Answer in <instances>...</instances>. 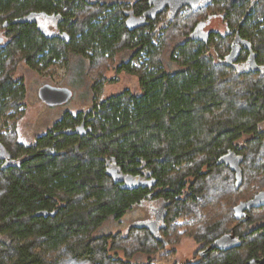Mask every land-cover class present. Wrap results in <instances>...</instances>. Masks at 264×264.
I'll list each match as a JSON object with an SVG mask.
<instances>
[{
  "label": "trees",
  "instance_id": "1",
  "mask_svg": "<svg viewBox=\"0 0 264 264\" xmlns=\"http://www.w3.org/2000/svg\"><path fill=\"white\" fill-rule=\"evenodd\" d=\"M153 1L0 0V24L12 32L0 48V115L22 108L25 86L8 69L21 59L41 70L40 62L45 68L58 61L69 66L76 54L94 66L124 45L133 53L121 68L138 75L143 89L68 113L34 144L19 141L17 127L13 139H0V234L8 236L0 241V264H61L65 257L115 263L109 241L112 248L137 244L150 254L171 245L168 231L185 215H194V228L203 232L198 241L208 248L201 261L187 264H248L264 254V218L256 215L264 209V39L254 44L246 32L264 0H227L223 7L218 0H201L148 13ZM89 6L98 11L80 19L78 12ZM32 12L55 15L66 34L47 35L22 21ZM213 16H221L231 32L205 28L209 34L201 38L202 24ZM160 33L177 44L172 60L181 64L179 70L165 71L160 59L152 65L161 51L154 40ZM239 35L247 43L245 56ZM218 37L216 57L208 49ZM135 57L144 59L140 67L133 65ZM241 61L247 62L244 71L237 67ZM236 166L242 172L238 188ZM252 174L262 188L236 197ZM219 175L224 187L213 195L208 180ZM145 201H160V225L133 224L126 235L94 237L107 220L120 221ZM212 211L230 215L235 225L223 230L208 216ZM231 233L238 241L211 248ZM63 248L66 253H60ZM48 253L63 256L54 261Z\"/></svg>",
  "mask_w": 264,
  "mask_h": 264
},
{
  "label": "rangeland",
  "instance_id": "2",
  "mask_svg": "<svg viewBox=\"0 0 264 264\" xmlns=\"http://www.w3.org/2000/svg\"><path fill=\"white\" fill-rule=\"evenodd\" d=\"M89 1H108L116 2L119 0H89ZM125 2H130L132 0H123ZM218 5L225 6L227 5V0H218ZM189 9H184L183 12L187 14ZM220 10H223L220 8ZM95 7L89 6L85 9H82L78 12L80 19L84 17H89L91 14L96 13ZM236 15V14H235ZM234 15V16H235ZM101 16H104L103 14ZM241 17L239 14L237 18ZM233 18V17H232ZM165 19V18H163ZM222 20V22H221ZM234 21V20H233ZM162 22V20H161ZM161 24V23H159ZM204 28H216L221 29L226 32L225 22L221 17L214 19L211 23H203ZM2 24H0V27ZM246 32L249 38L251 37L254 44L261 42L264 37V7L257 13V15L247 24ZM162 33V32H161ZM157 34L154 37L156 43L161 47V51L153 59L152 65L156 62L162 61V67L165 71L172 72L179 70L181 64L172 60L173 48L177 46L175 42L171 39L170 42L165 41L161 37L163 34ZM203 38L208 36V32L204 31L201 35ZM221 42L219 37L217 40H214L211 47L208 51L212 54H215L217 51L216 46ZM120 44L117 45V47ZM220 47V53H225ZM132 49L128 47L121 46L118 49V52L115 53L111 58H100L98 62L96 60L94 66L90 64V60L87 58L81 57L80 55L72 56L71 63L68 66L62 61L53 62L56 65H50L49 67H44V63L40 62L41 70H36L32 68L30 63L21 59L17 62H9L8 69L12 70L15 78L20 79L24 86L25 92L21 99L22 108L20 110H14L15 108L9 107L2 115H0V139L4 142H8L11 138L15 136V127L17 118L22 117L21 125L19 126L20 132L19 139L23 143H33L41 135L48 132L54 124L62 119L68 113L75 114L82 110L90 109L95 103H98L103 98H107L112 95L123 93L129 91L131 95L140 94L143 89L140 83L139 76L133 73H130L123 68L121 64L123 61L129 59L132 56ZM226 54V53H225ZM216 57H218L216 55ZM221 57V56H220ZM160 59V60H159ZM143 60L139 57H135L132 60L134 66L140 67L143 64ZM219 61V58H218ZM246 67V66H245ZM245 67H243L245 69ZM230 75L229 81H233L234 72L230 69L228 71ZM255 74V73H254ZM256 77H260L256 72ZM46 83H50L56 86H66L69 87L73 94L71 98L61 104L49 105L45 103L39 97V88ZM100 84V85H99ZM14 114V116H12ZM22 115V116H21ZM24 123V124H23ZM19 132V133H20ZM12 144V143H8ZM12 146V145H11ZM264 160V158H263ZM183 165V164H181ZM222 173V171H221ZM261 175V174H260ZM224 175H219L208 180V189L211 190V193L219 194L220 189L223 188V184L218 182V180ZM261 177V176H260ZM258 180L257 175L247 176L246 184L243 188V191L240 195L236 197H246L250 195V191L253 188H262L259 184H256ZM264 180V176H263ZM228 186L227 184L225 187ZM256 188V189H257ZM255 189V190H256ZM160 201H145L141 205H136L133 210H131L126 217L118 221L110 218L107 220L99 229L94 232V237L97 238L101 235H107L110 233L126 235L127 230L133 224H144V223H154L160 225L162 221L160 220L161 214L158 213L155 207L158 206ZM209 202H203L202 207L205 209V204ZM152 208L154 210H152ZM214 211L208 213L212 215ZM257 218H264V209L257 211ZM215 219L214 222L223 227V230L227 229L228 226L235 225V220L230 217V215L225 212L222 215H212ZM216 216V217H215ZM194 215H185L179 217L175 222L173 233L168 231L167 238L170 239L171 245L167 246L164 249L157 248L152 253L145 252L141 248H136L131 246H118L112 248L115 244L113 241H109V256L110 260L113 259L115 263L106 264H119L117 260H130L133 263L137 264H187L190 261L198 262L201 261L203 257L201 252L207 247L204 246L202 241H198V236L202 234L200 230L194 228ZM237 225V224H236ZM254 225H249L248 227H253ZM242 231L245 230V226L240 228ZM239 229V232L242 233ZM249 228L248 230H250ZM223 232V231H222ZM173 238L171 239V237ZM229 237L230 243L235 242L234 234L227 235ZM8 236L0 234V241L7 240ZM238 238V237H237ZM229 244V243H228ZM123 245V244H122ZM120 247V248H119ZM126 247L128 248V253L125 251ZM60 253H66V250L63 248ZM58 254L56 256L52 253H48V257H51L54 261L60 259L63 254ZM207 254V253H206ZM205 254V255H206ZM213 255H217L213 253ZM264 256V254L262 255ZM61 264H82L77 263L72 260L71 257H65L62 259Z\"/></svg>",
  "mask_w": 264,
  "mask_h": 264
},
{
  "label": "water",
  "instance_id": "3",
  "mask_svg": "<svg viewBox=\"0 0 264 264\" xmlns=\"http://www.w3.org/2000/svg\"><path fill=\"white\" fill-rule=\"evenodd\" d=\"M201 0H154V6L148 11V13L150 12H156V11H161L162 9H164L167 5H170V7L172 9L177 10L179 8H182L185 5H193V4H197L200 3ZM34 15H37L35 13H30L27 16L24 17V19L22 21H30L33 22L34 19ZM133 20V19H132ZM129 22H131V19L128 20V24ZM196 36H200V34L196 31L194 33ZM203 38V37H201ZM254 66L252 63H250V68ZM73 92L69 87L66 86H56L50 83H46L43 86H41L39 88V96L40 98L46 102L49 105H56V104H61L64 103L66 101H68L71 96H72ZM80 129H82V125L76 128V131H79ZM70 132V131H68ZM1 146V145H0ZM236 172H237V180H239V182L237 183V188L240 186V181L242 178V172L240 167L235 168ZM150 184L154 185L156 184L155 181H151ZM245 205L242 207L244 208ZM43 214H47L48 212L44 211L41 212ZM233 240L238 241V238H234ZM229 243V244H228ZM234 242L230 243L229 241V237L225 236L223 238H221L219 241H216L211 248L214 247H228L231 244H233ZM248 264H264V257L261 258H256L253 257L251 259L248 260L247 262Z\"/></svg>",
  "mask_w": 264,
  "mask_h": 264
},
{
  "label": "flooded vegetation",
  "instance_id": "4",
  "mask_svg": "<svg viewBox=\"0 0 264 264\" xmlns=\"http://www.w3.org/2000/svg\"><path fill=\"white\" fill-rule=\"evenodd\" d=\"M170 8V7H169ZM168 8V9H169ZM34 13V12H33ZM36 14V13H35ZM218 16H213V17H211L210 19H208L209 21H208V23H211L214 19H216ZM221 17V16H220ZM221 22H222V20H221ZM33 24H35V26H36V28L38 27V28H40L45 34H47V35H51V36H58V35H60V34H66L65 33V30L64 31H62V30H60V28H59V26H60V24H59V22L57 21V17L55 16V15H53V14H50V15H34V19H33V22H32ZM223 23V22H222ZM225 28H226V32H224L223 30H221V29H219L220 30V32L223 34H227V33H230L231 32V28L229 27V26H227V24L225 23ZM214 28H209L208 30H213ZM204 30H205V28H204ZM206 31V30H205ZM12 32H11V30H10V26H6V27H4V25H2L1 27H0V48L1 47H5L10 41H11V39H12ZM209 34V33H208ZM240 36V35H239ZM239 49H240V53H242L241 54V56H245L246 55V48H247V43H246V40H245V38L244 37H239ZM248 64H250V63H248ZM246 66V67H245ZM238 69L239 70H243L244 71V68L243 67H245V69L247 68V62H245V61H241V62H239L238 63ZM60 86H62V85H60ZM40 97V96H39ZM42 100V99H41ZM46 103V102H45ZM22 116V115H21ZM22 117H20V118H18L17 119V121H16V127H17V130L20 132V130H19V126L21 125V123H22V119H21ZM24 124V123H23ZM22 133V131L19 133V134H21ZM19 141H21V140H19ZM37 142V140H35V142H33V144L34 143H36ZM19 144V143H18ZM1 152V151H0ZM1 155V154H0ZM219 241V240H218ZM212 245V244H211ZM208 248H206L205 250H207ZM205 250H203L201 253H202V255H205ZM261 257H264V256H261ZM261 257H257V258H261Z\"/></svg>",
  "mask_w": 264,
  "mask_h": 264
},
{
  "label": "crops",
  "instance_id": "5",
  "mask_svg": "<svg viewBox=\"0 0 264 264\" xmlns=\"http://www.w3.org/2000/svg\"><path fill=\"white\" fill-rule=\"evenodd\" d=\"M63 86V85H62Z\"/></svg>",
  "mask_w": 264,
  "mask_h": 264
}]
</instances>
